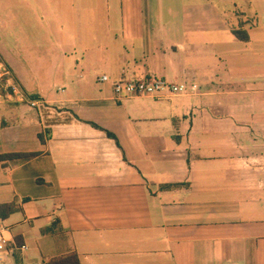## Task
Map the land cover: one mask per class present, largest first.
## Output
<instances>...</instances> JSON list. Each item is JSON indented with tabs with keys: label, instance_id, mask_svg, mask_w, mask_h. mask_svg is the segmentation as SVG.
<instances>
[{
	"label": "crops",
	"instance_id": "1",
	"mask_svg": "<svg viewBox=\"0 0 264 264\" xmlns=\"http://www.w3.org/2000/svg\"><path fill=\"white\" fill-rule=\"evenodd\" d=\"M48 1L46 80L5 60L37 106L2 105L0 155L38 156L0 162L4 264H264V0ZM156 77L197 89L114 95Z\"/></svg>",
	"mask_w": 264,
	"mask_h": 264
},
{
	"label": "rangeland",
	"instance_id": "2",
	"mask_svg": "<svg viewBox=\"0 0 264 264\" xmlns=\"http://www.w3.org/2000/svg\"><path fill=\"white\" fill-rule=\"evenodd\" d=\"M64 1L66 2V0ZM72 1L75 5H78L76 0ZM245 1L249 2V0ZM48 3V0H0V53L5 58L4 61L8 59L16 65V63L21 64L22 60H24L29 63V69L34 64H37L35 76L44 81L46 80L45 71L42 70L40 64L38 65L39 60L36 61L40 56L35 54L39 52L38 46H31L34 45L32 40L43 32L42 26L38 23L44 24L45 20H42V16L47 20L51 17ZM65 12L70 15L69 11ZM259 30L253 33L254 38H258L260 35L261 32ZM24 34L28 41L21 43L22 47L24 48L28 45L29 48L18 51L14 35L18 37ZM65 34H69V31ZM0 61L3 63L1 57ZM4 63L7 66V62L5 61ZM3 107L6 108V106L0 105V115H5V111H2Z\"/></svg>",
	"mask_w": 264,
	"mask_h": 264
},
{
	"label": "built area",
	"instance_id": "3",
	"mask_svg": "<svg viewBox=\"0 0 264 264\" xmlns=\"http://www.w3.org/2000/svg\"><path fill=\"white\" fill-rule=\"evenodd\" d=\"M101 81H108L107 76H102ZM197 89L195 84L188 82L172 83L163 78H149L144 80L122 79L113 84V92L116 98L133 97H156L163 94L168 95H187ZM27 104L34 108L37 102L30 99L14 80L12 73L0 61V105L5 104ZM25 250V246L18 247ZM10 251L7 246V240L0 233V264L7 262Z\"/></svg>",
	"mask_w": 264,
	"mask_h": 264
},
{
	"label": "trees",
	"instance_id": "4",
	"mask_svg": "<svg viewBox=\"0 0 264 264\" xmlns=\"http://www.w3.org/2000/svg\"><path fill=\"white\" fill-rule=\"evenodd\" d=\"M233 35L238 40L245 42L249 41V36L244 31L234 30ZM39 139L42 142L44 141L42 135H39ZM36 156H38V153H6L0 155V162H20ZM17 211H19V205L16 202L0 204V220H6ZM45 264H81V262L78 255L73 252L67 255L51 258Z\"/></svg>",
	"mask_w": 264,
	"mask_h": 264
}]
</instances>
